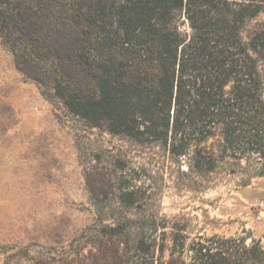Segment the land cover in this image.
Listing matches in <instances>:
<instances>
[{
	"label": "trees",
	"instance_id": "16d2710c",
	"mask_svg": "<svg viewBox=\"0 0 264 264\" xmlns=\"http://www.w3.org/2000/svg\"><path fill=\"white\" fill-rule=\"evenodd\" d=\"M260 15L264 0H0V40L20 72L93 126L178 158L195 147L202 172L218 159L200 144L219 134L221 158L247 185L264 176V18L245 33ZM119 222L103 230L149 229L129 259L104 250L94 264H264L262 239L200 236L187 245L172 226L164 259L166 222Z\"/></svg>",
	"mask_w": 264,
	"mask_h": 264
},
{
	"label": "rangeland",
	"instance_id": "374dc122",
	"mask_svg": "<svg viewBox=\"0 0 264 264\" xmlns=\"http://www.w3.org/2000/svg\"><path fill=\"white\" fill-rule=\"evenodd\" d=\"M221 142L216 134L200 144L218 159L202 172L195 147L178 158L93 126L20 72L0 40V264H94L112 249L127 260L147 225L125 236L103 229L144 216L166 222L164 259L172 226L187 245L213 235L264 241V176L243 185Z\"/></svg>",
	"mask_w": 264,
	"mask_h": 264
}]
</instances>
